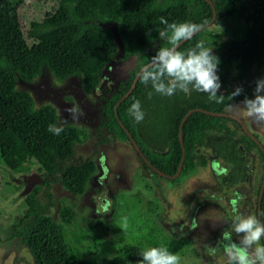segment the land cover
<instances>
[{
  "label": "trees",
  "instance_id": "obj_1",
  "mask_svg": "<svg viewBox=\"0 0 264 264\" xmlns=\"http://www.w3.org/2000/svg\"><path fill=\"white\" fill-rule=\"evenodd\" d=\"M207 1L213 6L215 20L223 17L243 23L227 41H218L217 36L208 34L212 11L206 0H57L50 12L29 23L26 38L16 8L8 0H0V165L21 173L28 169L29 163H34L41 178L24 197L26 209L11 226L8 239L17 240L33 264H92L78 258L67 244L64 227L73 223L74 212L62 206L58 223L45 215L52 205L44 201L50 196L51 185L81 196L96 173V165L91 158L68 161L75 145L82 140L81 130L72 124H60L52 107H35L28 92L16 88L18 79L29 83L43 71L53 81L76 79L80 94L90 98L103 71L119 55L117 60L123 71L100 105V126L117 146L125 143L130 146L141 173L155 175L162 185L168 180L163 176L172 177L176 173L181 159L178 132L183 121L184 157L179 174L202 171L208 160L200 150L206 149L210 159L220 161L226 169L222 185L233 186L243 181L247 157L251 156L255 163L252 179L257 198L264 154L237 122L204 113H226L224 105L210 101L206 94L192 91L186 95L177 91L173 96H161L153 92L149 97L151 87L143 85L138 77L130 94L113 112L138 70L160 46H166L158 37L159 30L165 27L160 23L161 17L169 23L204 26L178 50L184 52L200 40L212 47L219 59L217 75L221 88L217 95L225 96V105L239 104L243 96L254 90L256 81L261 79L259 71L264 69V0ZM109 27L115 28L121 49ZM236 87H241L242 93L228 101ZM136 100L144 112L140 123L129 112ZM188 111L191 113L186 116ZM49 125L62 131L54 134L48 131ZM125 131L147 162L163 176L153 172L135 154ZM262 213L264 188L259 211L264 223ZM153 232L118 247L107 264H138L139 253L154 246H165L181 255L192 242L187 237L157 239L151 235Z\"/></svg>",
  "mask_w": 264,
  "mask_h": 264
},
{
  "label": "rangeland",
  "instance_id": "obj_2",
  "mask_svg": "<svg viewBox=\"0 0 264 264\" xmlns=\"http://www.w3.org/2000/svg\"><path fill=\"white\" fill-rule=\"evenodd\" d=\"M8 1L16 8L25 38L29 23L40 20L57 2ZM242 25V22L221 17L207 26V32L217 36L218 41H227ZM122 71L123 65L115 58L103 71L99 85L90 98L80 94L76 79L70 77L61 82L53 81L47 71L41 72L29 83L17 80L16 88L28 92L35 107H52L60 124L75 125L83 133L81 142L75 145L68 161L91 157L96 164V173L82 196L70 195L51 185L48 189L50 196L44 201L52 205H49L45 215L58 223V212L62 206L74 212L73 223L64 227L67 244L78 258L90 260L92 264H107L118 247L136 242L139 236L151 230H154L151 235L157 239L187 236L188 229L184 227L186 219L193 238L189 248L179 255L181 264H227L220 241L221 233L231 224L236 214L234 207L238 208L239 214L247 216L253 215V206L239 200L224 206L233 198L234 192L239 194L242 191L240 187L233 191L224 189L223 193L213 194L209 204L202 207L196 205L194 200L201 194L196 187L205 182L210 186L208 178L212 170L215 172L213 178L223 170L221 162H212V170L206 166L202 169L205 171L179 174L162 185L155 175L141 173L127 143L117 146L109 136L102 137L96 104L102 102L106 92L116 85ZM259 74L264 78V69ZM245 97L253 98V90L243 96L239 104ZM72 109L76 112L73 113ZM239 120L264 144V128L253 124L243 113ZM200 153L210 160L208 150L201 149ZM251 163L252 157L248 156V168L252 167ZM27 167L26 171L16 173L0 165V264H33L26 249L17 240L8 239L11 226L26 209L24 197L41 181L37 165L29 163ZM186 200L188 210L195 212H183ZM228 207H232V212L227 211ZM233 240L238 242L239 237L233 235ZM210 247L216 248L214 254Z\"/></svg>",
  "mask_w": 264,
  "mask_h": 264
},
{
  "label": "clouds",
  "instance_id": "obj_3",
  "mask_svg": "<svg viewBox=\"0 0 264 264\" xmlns=\"http://www.w3.org/2000/svg\"><path fill=\"white\" fill-rule=\"evenodd\" d=\"M160 23L165 27L159 30L158 37L166 46H160L138 73L140 82L152 89L149 97L153 92L161 96H173L177 91L186 95L192 91L203 93L210 101L224 105V111L234 118L239 119L243 113L253 124L264 128V78L256 81L253 98L245 97L240 104L225 105V96L217 95L221 88L217 75L219 59L213 54L212 47L200 40L184 52L178 50L182 42L192 39L201 30V25L169 23L164 17L160 18ZM135 59L139 60L138 57ZM242 91L241 87H236L229 94L228 101ZM71 111L76 112L75 109ZM129 112L136 123L143 121L144 112L139 100L131 104ZM48 131L59 135L62 129L49 125ZM233 211L236 214L231 221V231H222L220 240L227 264H264V243H261L264 240V223L256 215L239 214L236 207ZM233 234L239 237L238 242L233 240ZM210 250L214 254L216 248L210 247ZM139 255L138 264H181V257L165 246L148 247Z\"/></svg>",
  "mask_w": 264,
  "mask_h": 264
},
{
  "label": "flooded vegetation",
  "instance_id": "obj_4",
  "mask_svg": "<svg viewBox=\"0 0 264 264\" xmlns=\"http://www.w3.org/2000/svg\"><path fill=\"white\" fill-rule=\"evenodd\" d=\"M119 80H120V78H119ZM118 80V81H119ZM117 84V83H116ZM116 86V85H115ZM114 86V87H115ZM113 87V88H114ZM93 93H94V91L92 92V94H91V96L90 97H92V95H93ZM103 98V97H102ZM104 99V98H103ZM103 99L101 100L102 102H98L97 104H96V106L98 105V112L97 113H99V115H102L101 114V111H100V105L101 104H103ZM228 114V113H227ZM101 119H102V117L100 116V119H99V121H98V128H100L101 130H102V132H103V136L102 137H106V136H109V135H107V134H105L104 133V129L100 126V121H101ZM241 121V120H240ZM241 127V126H240ZM243 131V130H242ZM248 131V130H247ZM249 132V131H248ZM250 133V132H249ZM251 134V133H250ZM252 136H253V134H251ZM110 137V136H109ZM254 137V136H253ZM255 138V137H254ZM257 139V138H256ZM257 141L259 142V144L261 145V142L257 139ZM263 146H264V144H262ZM261 145V146H262ZM263 146H262V148H263ZM133 148V147H132ZM134 150V149H133ZM264 150V149H263ZM135 152V151H134ZM136 154V153H135ZM88 158H91V157H88ZM92 159V158H91ZM94 162H95V160H94ZM143 162V161H142ZM212 162H217L216 160H209L208 159V163H207V165L206 166H208V169L209 170H212L211 169V163ZM218 162H220V161H218ZM247 163H248V157H247V162H246V164H245V169H246V176L243 178V181H241V182H239V183H237V184H235V185H233V186H224V185H222V183H221V180H222V177H224L225 176V174H226V169L224 168V166H223V170L222 171H219V173H218V175L216 176L215 175V177L213 178V175L215 174V172H214V170H212L213 171V173L211 174V177L210 178H208V180L210 181L211 180V183H210V186H208V184H206V182L205 183H202L201 185H199V186H197L196 187V189H200V195H198V199L195 201L194 200V202L196 203V205L197 204H200V206L202 207L203 205H207V204H209V201H210V199H211V197H212V195L213 194H215V193H217V192H219V193H223L224 192V189H227V190H234V188H236V187H240V188H242V191L239 193V194H236L235 192H234V196H233V198L232 199H230L229 201H227V202H225V204L226 205H224V206H228V205H230V204H233L235 201H244V202H248L249 203V205H252L253 206V215H255V212H256V216H258L259 215V211H260V202H261V196H262V194L260 195V186H261V182H262V179H261V182H260V186H259V192H258V196H257V198H256V195H255V191H254V188H255V180L254 179H252V168H253V166H254V162L252 161V167H250V168H248V166H247ZM96 165V164H95ZM202 171H205V170H202ZM154 172V171H153ZM263 172H264V170H263ZM156 173V172H155ZM157 174V173H156ZM158 175V174H157ZM262 176H263V173H262ZM167 177V176H166ZM167 179H169V178H167ZM214 184H217L218 186L217 187H212V185H214ZM263 193V192H262ZM82 196V195H81ZM241 197H243V199H241ZM203 198H205V199H203ZM193 199V198H192ZM188 200V199H187ZM187 200H186V205H185V207H184V211L183 212H190V213H193V212H195V210H192V211H190V210H188V207H187ZM212 200H213V197H212ZM255 201H256V203H255ZM206 202V203H205ZM210 204H212V203H210ZM259 206V207H258ZM170 209V208H169ZM228 212H232V207L231 208H229L228 207V210H227ZM170 212H171V210H170ZM259 219H260V215H259ZM186 223V226H184V227H186V229H188V231H187V236H182V237H187V238H189V239H191V241H192V238L193 237H191V231H190V227H189V225H188V223H187V219H186V221H185ZM225 230L226 231H231V224L229 225V226H227V228H225ZM234 236H236L235 234H233ZM199 238V237H198ZM201 238V237H200ZM262 243H263V241H261Z\"/></svg>",
  "mask_w": 264,
  "mask_h": 264
},
{
  "label": "water",
  "instance_id": "obj_5",
  "mask_svg": "<svg viewBox=\"0 0 264 264\" xmlns=\"http://www.w3.org/2000/svg\"><path fill=\"white\" fill-rule=\"evenodd\" d=\"M206 2L210 5L211 7V11H212V18L210 20V22L207 24V26H209L214 20H215V12H214V9H213V6L211 5V3L209 1L206 0ZM113 33V37L115 39V42L116 44L119 46V49H121V46H120V42H119V39H118V36H117V33L115 31V28L114 27H109ZM204 28V26L201 27V30ZM200 30V31H201ZM198 33V32H197ZM196 33V34H197ZM194 34V35H196ZM186 42V41H184ZM184 42H182L180 45H182ZM119 57V55L116 57V59ZM143 67V66H142ZM141 69V68H140ZM140 69L138 70V72L135 74L133 80H132V83L127 91V93L122 97L120 98V100H118L116 102V104L114 105L113 107V112L115 114V110L117 108V106L119 105V103L124 99L126 98L131 90L133 89L134 85H135V82L137 81L138 79V73L140 71ZM191 113V111H188L186 113V116ZM206 114H209L211 116H215V117H226V118H230L232 120H234L235 122H237L240 126H241V129L243 130V132L259 147V149L262 151V153L264 154V150L262 148V146L259 144V142L257 141L256 138H254L248 131L247 129L245 128V126L243 125V123L239 120V119H236L234 118L233 116L227 114V113H211V112H204ZM182 123L183 121H181L180 123V126H179V132H178V141L180 143V147H181V159H180V162L178 164V167H177V170H176V173L172 176V177H166V176H163L160 172H158L155 168H153L148 162L147 160L143 157V155L141 154V152L139 151L138 147L136 146V144L134 143V141L132 140L131 136L128 134L127 131H125V134L131 144V146L133 147L136 155L143 161L144 164H146L152 171L156 172L159 176H163L165 178H169V179H175L179 173H180V170H181V165H182V161H183V157H184V151H183V147H182V143H181V126H182ZM120 124V123H119ZM263 188H264V172H263V176H262V182H261V186H260V195L262 194L263 192ZM259 207V206H258ZM257 218L259 219V215L257 216ZM263 243H264V240H262Z\"/></svg>",
  "mask_w": 264,
  "mask_h": 264
}]
</instances>
